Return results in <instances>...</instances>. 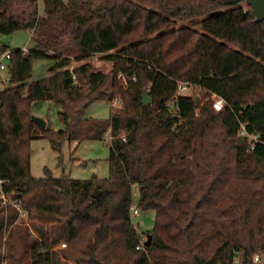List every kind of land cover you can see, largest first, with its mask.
<instances>
[{"label":"trees","instance_id":"trees-1","mask_svg":"<svg viewBox=\"0 0 264 264\" xmlns=\"http://www.w3.org/2000/svg\"><path fill=\"white\" fill-rule=\"evenodd\" d=\"M39 1L0 0V36L24 28L33 43L26 55L10 50V86L0 91V194L19 200L30 220L15 223L17 209L0 200V264H253L264 256V20L255 22L244 0H41L43 15ZM95 54L112 63L108 73L87 61ZM38 59L51 64L33 81ZM180 81L222 98V109L188 94L172 100ZM116 91L124 109L84 115ZM43 100L60 106L62 128L36 127L31 106ZM109 128L107 177L31 175V140L47 138L60 152L65 140H101ZM133 186L138 209L155 213L141 248Z\"/></svg>","mask_w":264,"mask_h":264},{"label":"rangeland","instance_id":"rangeland-1","mask_svg":"<svg viewBox=\"0 0 264 264\" xmlns=\"http://www.w3.org/2000/svg\"><path fill=\"white\" fill-rule=\"evenodd\" d=\"M242 7H246L245 2H241ZM38 12L40 15L44 14L43 2L40 0L38 3ZM179 25H183L179 23ZM0 45L5 46L7 50L14 49H30L33 45L30 38V32L28 29H18L12 34H5L0 36ZM115 51L113 50L112 53ZM103 54H95L91 56L87 61L90 62L91 66L95 71H101L108 73L111 70L112 63L106 60ZM5 65H8L6 60H3ZM84 61H72L71 67L77 66ZM51 62L47 59H38L32 62L31 66V79L38 80L40 78L46 77L48 75L47 68ZM119 72L117 77L121 82L123 80L119 77ZM9 70L6 67L0 70V91L10 86L9 84ZM182 82V81H180ZM178 82V83H180ZM124 88V87H123ZM110 90H108V93ZM118 93V91L113 93V97ZM188 95L198 96L203 98V101H208L212 99L213 95L206 96L198 87L190 86L187 90ZM122 97V96H121ZM110 100H97L90 103L84 110V115L86 117H91L94 119H108L111 112L124 109V101L122 98V105L120 109L111 107ZM60 106L49 100L33 102L31 106L32 116H37L42 118L46 122V126H50L54 130H58L63 127L62 123L58 117V111ZM40 129L38 126H36ZM109 138H102L101 140H85L80 143L75 141L68 142L63 141L61 146V151L57 152L53 150L50 146L49 140L47 138H37L30 141L29 144V160H30V173L35 178L44 177V169H49L54 177L68 176L71 179H90L95 176L98 179H103L108 175V162L107 157L109 153ZM138 201V188L132 187V205L137 206ZM138 207V206H137ZM131 222L135 229L142 233V236L146 240V232L152 229L154 224L155 213L153 210H138V214H133L130 212ZM30 220L28 217L25 219L18 218L15 223H22V225H29ZM14 223V224H15ZM9 228L3 229V240L7 235V230ZM5 230V231H4ZM34 235V232L31 231ZM144 241V240H143ZM62 243V242H60ZM60 243L53 247L54 250H58ZM65 248V247H64ZM1 252H6V247L3 244ZM1 264H4L2 262Z\"/></svg>","mask_w":264,"mask_h":264},{"label":"built area","instance_id":"built-area-1","mask_svg":"<svg viewBox=\"0 0 264 264\" xmlns=\"http://www.w3.org/2000/svg\"><path fill=\"white\" fill-rule=\"evenodd\" d=\"M30 35H31V32H30ZM21 51H22L23 55H26L27 52H28V49L23 48ZM9 59H10V50H6V51H4V52H2L0 54V70H3V69H5L7 67V65H5L3 60H6L8 62ZM119 77L123 80V82H122L123 87L126 88L128 86V81L126 80L125 74L124 73H120ZM72 79H73V82L77 81L74 75L72 76ZM132 80L135 81V78L132 77ZM189 88H190V85L188 83H186V82L178 83L176 91H175V94H174L172 100H174V98H176L179 95L187 94V90ZM109 103H110V108L111 107L112 108L115 107V108L120 109V107L122 105L121 104L122 103L121 95L120 94H116L114 97L112 96L111 97V101H109ZM212 107H213V109L215 111L221 110L222 107H223V99L213 95V97H212ZM239 134H241V135L246 134V132L244 130V125H241V129H240ZM247 137L250 140L249 147L252 148L253 147V142L256 140V136L248 135ZM103 138H109V141L113 138L112 135H111V132H110V128L104 133ZM0 200H1V204L3 206H5V207L8 204L9 205H13L18 211V218L25 219L27 217V212L21 207V202L19 200H12L9 195L4 194L3 192H1V194H0ZM138 210L139 209H138L137 206L131 205V207H130V212L131 213L138 214ZM143 240L145 241V237L142 236L141 237V243L137 246V248H141L142 247ZM59 247L61 249L64 248L65 247V243H60ZM66 264H75V263L72 262V261H67ZM253 264H261V258L258 255L254 256Z\"/></svg>","mask_w":264,"mask_h":264},{"label":"water","instance_id":"water-1","mask_svg":"<svg viewBox=\"0 0 264 264\" xmlns=\"http://www.w3.org/2000/svg\"><path fill=\"white\" fill-rule=\"evenodd\" d=\"M242 0H228V3L231 5H236L237 3H239ZM245 2H247L254 15H255V22H261L264 20V0H244ZM198 101V96L195 97V102ZM152 102V97L150 95H148L146 92L142 93V103L144 104H150ZM32 120L36 123V125L40 128V129H44L46 126V122L45 120H43L42 118H39L37 116H32ZM98 196V191L97 189H94L93 192V197H97ZM151 241V234H148L146 236V240L144 242V245L147 246L149 244V242ZM261 264H264V256L261 257Z\"/></svg>","mask_w":264,"mask_h":264}]
</instances>
